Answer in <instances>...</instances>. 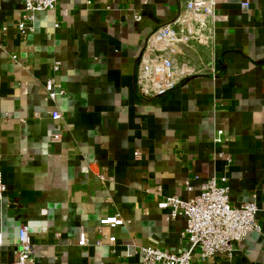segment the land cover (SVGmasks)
<instances>
[{"label":"crops","instance_id":"crops-1","mask_svg":"<svg viewBox=\"0 0 264 264\" xmlns=\"http://www.w3.org/2000/svg\"><path fill=\"white\" fill-rule=\"evenodd\" d=\"M25 2L0 0V264H13L22 225L37 264H141L147 246L182 253L187 218L159 204L189 201L213 178L234 205L256 202L262 230L229 261L197 251L191 264H264V0H215L211 39L180 57L207 71L152 100L139 95L138 62L179 0H62L22 37ZM49 77L64 89L55 102ZM116 214L125 226L101 227Z\"/></svg>","mask_w":264,"mask_h":264},{"label":"built area","instance_id":"built-area-1","mask_svg":"<svg viewBox=\"0 0 264 264\" xmlns=\"http://www.w3.org/2000/svg\"><path fill=\"white\" fill-rule=\"evenodd\" d=\"M25 14L18 21L17 28L22 37L34 30L36 15L43 11H54L62 0H25ZM215 0H179V13L176 19L155 30L147 39L137 67V88L141 98L152 100L162 96L183 83L190 77L204 74L207 69L197 67L194 63L181 61L191 43H206L213 34L215 17ZM18 60L17 56H13ZM57 69V68H56ZM47 101L55 102L64 94V89L55 78H47L45 84ZM54 120L63 119L60 111L51 113ZM223 133L220 131L219 136ZM54 139H59L55 136ZM217 142H221L219 138ZM139 155V153H136ZM225 181V179H223ZM190 190L191 187L187 183ZM229 187L218 183L213 178L202 186L199 195L189 201L178 197H167L159 206L169 209L173 219L179 216L187 218L183 237L188 240V248L182 253L166 252L159 247H141V264H191L199 251L204 261L223 258L231 260L236 245L251 232H261L258 220V206L255 201L236 206L230 201ZM6 186L0 173V202L4 199ZM127 221L119 214L101 220L102 228L125 226ZM96 244L103 245L102 230L99 231ZM116 238L111 237L109 244L114 245ZM3 236L0 233V247ZM80 247H88L89 240L82 232ZM13 264H37L35 244L30 228L22 225L19 230L17 250ZM96 264V263H93Z\"/></svg>","mask_w":264,"mask_h":264}]
</instances>
